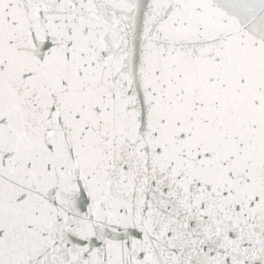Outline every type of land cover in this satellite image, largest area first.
<instances>
[{
    "label": "snow or ice",
    "instance_id": "obj_1",
    "mask_svg": "<svg viewBox=\"0 0 264 264\" xmlns=\"http://www.w3.org/2000/svg\"><path fill=\"white\" fill-rule=\"evenodd\" d=\"M0 264H264V0H0Z\"/></svg>",
    "mask_w": 264,
    "mask_h": 264
}]
</instances>
